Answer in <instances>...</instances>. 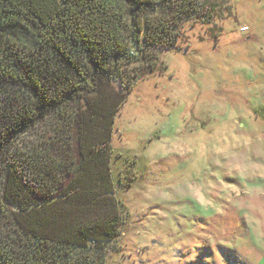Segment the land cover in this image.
<instances>
[{
  "label": "trees",
  "instance_id": "trees-1",
  "mask_svg": "<svg viewBox=\"0 0 264 264\" xmlns=\"http://www.w3.org/2000/svg\"><path fill=\"white\" fill-rule=\"evenodd\" d=\"M194 15L213 12L202 0H0V264H105L121 224L115 118L143 60Z\"/></svg>",
  "mask_w": 264,
  "mask_h": 264
},
{
  "label": "rangeland",
  "instance_id": "rangeland-1",
  "mask_svg": "<svg viewBox=\"0 0 264 264\" xmlns=\"http://www.w3.org/2000/svg\"><path fill=\"white\" fill-rule=\"evenodd\" d=\"M202 1L115 118L105 264H264V0Z\"/></svg>",
  "mask_w": 264,
  "mask_h": 264
},
{
  "label": "clouds",
  "instance_id": "clouds-1",
  "mask_svg": "<svg viewBox=\"0 0 264 264\" xmlns=\"http://www.w3.org/2000/svg\"><path fill=\"white\" fill-rule=\"evenodd\" d=\"M256 243L257 245L260 247V248H264V240H261V239H257L256 240Z\"/></svg>",
  "mask_w": 264,
  "mask_h": 264
}]
</instances>
